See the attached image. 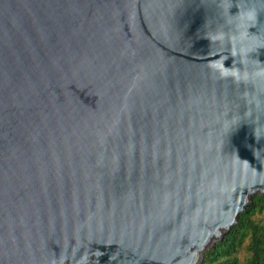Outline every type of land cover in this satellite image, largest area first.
<instances>
[{"label": "water", "instance_id": "1", "mask_svg": "<svg viewBox=\"0 0 264 264\" xmlns=\"http://www.w3.org/2000/svg\"><path fill=\"white\" fill-rule=\"evenodd\" d=\"M264 195V0H0V264H201Z\"/></svg>", "mask_w": 264, "mask_h": 264}, {"label": "trees", "instance_id": "2", "mask_svg": "<svg viewBox=\"0 0 264 264\" xmlns=\"http://www.w3.org/2000/svg\"><path fill=\"white\" fill-rule=\"evenodd\" d=\"M201 264H264V195L251 197L238 222L206 250Z\"/></svg>", "mask_w": 264, "mask_h": 264}]
</instances>
